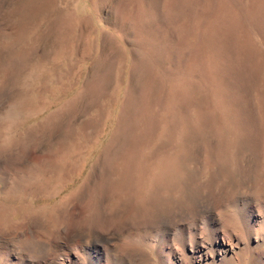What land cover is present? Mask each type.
Returning a JSON list of instances; mask_svg holds the SVG:
<instances>
[{"label":"rangeland","instance_id":"374dc122","mask_svg":"<svg viewBox=\"0 0 264 264\" xmlns=\"http://www.w3.org/2000/svg\"><path fill=\"white\" fill-rule=\"evenodd\" d=\"M33 70L0 264H264V0H0V109Z\"/></svg>","mask_w":264,"mask_h":264},{"label":"clouds","instance_id":"9594fccd","mask_svg":"<svg viewBox=\"0 0 264 264\" xmlns=\"http://www.w3.org/2000/svg\"><path fill=\"white\" fill-rule=\"evenodd\" d=\"M35 76L36 70L29 72L20 84L19 94L0 109V151L12 149L42 122L46 108L38 104L31 95ZM60 195V185L57 184L53 188V196Z\"/></svg>","mask_w":264,"mask_h":264},{"label":"bare ground","instance_id":"6f19581e","mask_svg":"<svg viewBox=\"0 0 264 264\" xmlns=\"http://www.w3.org/2000/svg\"><path fill=\"white\" fill-rule=\"evenodd\" d=\"M100 235H95L94 237H93V241H95V242H98L100 239H101V237H99ZM231 236H229L228 238L230 239V240H228V241H231V238H230ZM141 242V240L139 239V240H137V243L139 244ZM136 243V244H137ZM218 243H219V247H220V249H219V253L220 254H223V255H227V253L229 252V250H231V249H234L233 248V246L231 245L232 243L231 242H224V241H218ZM231 243V244H230ZM142 245H143V241H142V243H141ZM228 248V249H227ZM127 249V248H126ZM128 250V252H130L131 250H136V251H140L138 248H130V249H127ZM142 251V250H141ZM107 254V253H106ZM235 254V257H233V260H235V259H237V257L239 256V254H236V253H234ZM105 256H108V254L107 255H105ZM202 257L205 259V258H207L208 257V254H204V255H202ZM106 259H108L107 257H106ZM107 261V260H106ZM109 263V262H108Z\"/></svg>","mask_w":264,"mask_h":264}]
</instances>
